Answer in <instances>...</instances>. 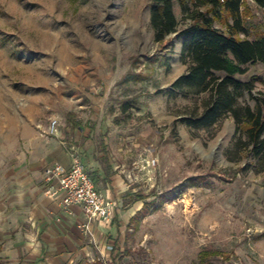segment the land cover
<instances>
[{"label": "rangeland", "instance_id": "obj_1", "mask_svg": "<svg viewBox=\"0 0 264 264\" xmlns=\"http://www.w3.org/2000/svg\"><path fill=\"white\" fill-rule=\"evenodd\" d=\"M205 2L173 0L179 31L194 10L209 13ZM151 3L0 0V140L33 107L57 119L63 134L74 110L107 124L112 158L141 201L117 253L95 264H199L203 250L222 253L208 264H264V172L247 151L234 153L231 115L208 130L184 122L200 114L205 96L171 94L187 69L182 38L154 43ZM242 7L250 35L264 37V10L248 0ZM213 25L228 34L232 20L221 10ZM235 79L254 83L240 105L264 98V64ZM127 101L133 107L124 113Z\"/></svg>", "mask_w": 264, "mask_h": 264}, {"label": "crops", "instance_id": "obj_2", "mask_svg": "<svg viewBox=\"0 0 264 264\" xmlns=\"http://www.w3.org/2000/svg\"><path fill=\"white\" fill-rule=\"evenodd\" d=\"M243 27L244 38H259ZM67 114L73 118L65 121L66 133L49 136L46 111L25 110L0 140V264H95L117 253L138 211L141 199L134 197L129 173L112 158L113 134L103 131L107 124L80 120L75 110ZM71 148L80 150L96 188L118 205L110 223H89L90 235L81 230L87 218L80 207L63 208L43 179L49 165L70 166Z\"/></svg>", "mask_w": 264, "mask_h": 264}, {"label": "trees", "instance_id": "obj_3", "mask_svg": "<svg viewBox=\"0 0 264 264\" xmlns=\"http://www.w3.org/2000/svg\"><path fill=\"white\" fill-rule=\"evenodd\" d=\"M252 1L264 8V0ZM242 3V0H206L205 4L211 7L209 13L194 10L188 15L189 24L179 31L173 0H152L149 23L156 44L174 34L182 38L180 62L187 69L172 83L171 94L205 96L200 101V114L195 113L184 122L194 129L208 130L231 115L236 127L234 153L239 155L247 151L255 168L264 172V98H254L252 107L240 105L239 100L252 92L254 83L235 79V76L245 75L248 66L264 64V37L254 40L237 38V35L245 34L240 12ZM221 10L232 20L228 34L213 25ZM120 107L127 113L133 105L127 101ZM72 118L69 115V119ZM221 254L203 250L198 255L199 264H208L209 257Z\"/></svg>", "mask_w": 264, "mask_h": 264}, {"label": "built area", "instance_id": "obj_4", "mask_svg": "<svg viewBox=\"0 0 264 264\" xmlns=\"http://www.w3.org/2000/svg\"><path fill=\"white\" fill-rule=\"evenodd\" d=\"M242 10L240 8V12ZM58 128L59 121L57 119L50 120L46 135L57 136ZM69 157L70 166L68 168L60 164L49 165L43 171V179L48 185V194L53 198L60 197L63 208L66 209L74 205L80 207L87 218V223L81 226V230L86 235H90L89 223L93 220L110 223L118 205L117 202L96 188L78 154L73 149L69 151ZM155 163L156 160L151 159L146 162V165L150 168L154 167Z\"/></svg>", "mask_w": 264, "mask_h": 264}]
</instances>
